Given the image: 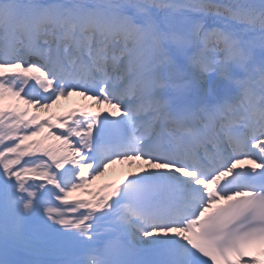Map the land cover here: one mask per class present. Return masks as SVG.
Returning a JSON list of instances; mask_svg holds the SVG:
<instances>
[{
  "label": "snow or ice",
  "instance_id": "1",
  "mask_svg": "<svg viewBox=\"0 0 264 264\" xmlns=\"http://www.w3.org/2000/svg\"><path fill=\"white\" fill-rule=\"evenodd\" d=\"M257 252L264 0H0V264Z\"/></svg>",
  "mask_w": 264,
  "mask_h": 264
},
{
  "label": "bare ground",
  "instance_id": "2",
  "mask_svg": "<svg viewBox=\"0 0 264 264\" xmlns=\"http://www.w3.org/2000/svg\"><path fill=\"white\" fill-rule=\"evenodd\" d=\"M87 103H88L87 101H85L83 98L78 97V96H73L68 99H62L59 102L58 106H54L53 109H51L48 113H45L44 115H52L57 112H63L75 106L82 107L86 105ZM114 168L116 169L115 172H113L112 170L109 171L104 177H101L97 181H95L93 186H98L99 184L107 182L109 180L117 179L119 176L120 170H125V171L127 170L126 165H115ZM77 195H80V194L78 193ZM259 258L262 259L263 257L259 256Z\"/></svg>",
  "mask_w": 264,
  "mask_h": 264
},
{
  "label": "rangeland",
  "instance_id": "3",
  "mask_svg": "<svg viewBox=\"0 0 264 264\" xmlns=\"http://www.w3.org/2000/svg\"><path fill=\"white\" fill-rule=\"evenodd\" d=\"M44 114V113H43ZM109 171H111V170H109Z\"/></svg>",
  "mask_w": 264,
  "mask_h": 264
}]
</instances>
